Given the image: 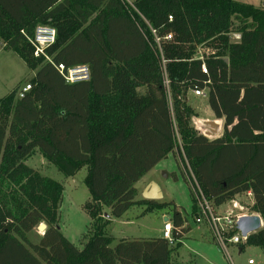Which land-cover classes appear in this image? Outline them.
Segmentation results:
<instances>
[{
  "label": "trees",
  "instance_id": "1",
  "mask_svg": "<svg viewBox=\"0 0 264 264\" xmlns=\"http://www.w3.org/2000/svg\"><path fill=\"white\" fill-rule=\"evenodd\" d=\"M38 26L55 28L57 37L35 57L29 38ZM0 43L35 72L23 98L17 87L0 99V264H176L190 231L182 212L171 202L137 200L136 188L175 153L201 192L188 188L192 214L202 196L219 208L250 193L249 213L264 222V7L236 0H0ZM203 47L208 54L199 60ZM59 65H87L90 81L68 84ZM195 89L206 91L223 121L221 137L210 140L191 124L198 114L187 97ZM36 152L67 177L87 170L84 209L92 225L81 249L58 224L62 184L25 164ZM135 205L171 209L175 244L162 236L113 246L111 218ZM42 223L47 229L34 244L29 235ZM246 245L264 251V228Z\"/></svg>",
  "mask_w": 264,
  "mask_h": 264
},
{
  "label": "rangeland",
  "instance_id": "2",
  "mask_svg": "<svg viewBox=\"0 0 264 264\" xmlns=\"http://www.w3.org/2000/svg\"><path fill=\"white\" fill-rule=\"evenodd\" d=\"M125 1L131 4L135 0ZM252 1L255 6H264V0ZM233 40L236 39L233 37ZM205 54L206 47L200 48L197 58H201ZM34 75L35 72L28 68L25 61L17 53L5 50L0 43V99L6 97L15 88L28 85ZM187 98L188 103L198 114L196 118L215 120L207 104V98L196 97L192 92L188 94ZM196 118L191 120V124L195 129ZM223 126L224 123L222 121V131L213 139L223 135ZM25 164L38 171L42 176L49 177L62 184L64 191L59 209L58 224L61 232L69 241L78 248H83L91 234L92 225V220L84 209V205L87 204L90 198L84 183L87 174L86 168L81 169L74 176L67 177L49 164L38 152L26 160ZM181 170L188 179L189 186L183 181ZM151 175H153L164 193V198L159 202L176 204L177 206H175L185 218L184 227L190 229L181 241L182 246L173 256V261L176 264H248L250 260L254 264H264V251L261 248L244 244V249L240 252L239 247L229 246L226 253L216 246L210 228L195 223L196 215L192 214L191 211L192 199L188 189L190 188L192 192H195V183L177 153L169 155L166 160L160 163L156 170L152 171ZM144 185L145 183L138 185L140 191ZM141 197L142 193L138 195L137 199H142ZM234 201L236 205H242L245 208H249L252 205V200L246 195L237 196ZM232 204L228 202L219 208H215L210 203L211 208L217 214H224L227 210L232 209L234 205ZM170 210L167 208L149 212L147 211V205H135L121 218L114 219V222L107 226L106 232L115 239L113 246L124 238L151 239L161 237L164 228L163 217L164 215L171 217L172 211L170 212ZM104 212L109 213L105 209ZM111 220L113 219L111 218ZM40 225L29 235L30 241L34 244L39 241V238L46 231L40 230Z\"/></svg>",
  "mask_w": 264,
  "mask_h": 264
},
{
  "label": "built area",
  "instance_id": "3",
  "mask_svg": "<svg viewBox=\"0 0 264 264\" xmlns=\"http://www.w3.org/2000/svg\"><path fill=\"white\" fill-rule=\"evenodd\" d=\"M172 18L170 17V20ZM154 34L156 43L161 50L162 39L157 36L156 31H152ZM57 37L56 29L50 26H38L36 27L34 34L29 38L31 45L34 47V56L40 57L45 55V50L52 45L55 44ZM234 39L239 40V35H234ZM172 34H168L164 37V40H171ZM233 39V38H232ZM162 51V50H161ZM208 54V50L206 49V54ZM205 56L198 58L199 60H204ZM48 61H51L50 58L46 57ZM59 73L63 76L65 81L68 84H78L89 82L91 78L90 69L87 65H80L73 68H66L64 65L56 66ZM202 71L204 74H207V69L205 66H202ZM31 90V85H25L21 88L19 92V98H23L28 92ZM193 95L196 97L207 98V94L205 90L195 89L192 91ZM195 186L200 192L197 183L195 182ZM201 193V192H200ZM230 203H233V207L230 210H227L224 214H217L211 208L210 203L202 196L199 200V212L197 217L195 218L196 224H204L207 223L209 228L212 230L214 240L216 245L220 250L224 252H228L229 246L239 247L243 244H246L248 238L243 237L241 233L237 230V221L242 216H251L258 214H250L249 208L244 207L242 205H236L235 201L232 200ZM236 210V211H234ZM260 216V215H259ZM237 231L232 234V232ZM163 238L166 239L171 245L175 244V240L173 239V225L169 220L167 223L164 222L163 228ZM248 264H254L252 260L248 262Z\"/></svg>",
  "mask_w": 264,
  "mask_h": 264
},
{
  "label": "water",
  "instance_id": "4",
  "mask_svg": "<svg viewBox=\"0 0 264 264\" xmlns=\"http://www.w3.org/2000/svg\"><path fill=\"white\" fill-rule=\"evenodd\" d=\"M225 61L228 62L227 59ZM195 124H196V130L208 139H213L217 137L222 131V121H221L219 131L215 135L206 134L203 131L204 129L209 128L208 126H205V125L201 126L197 124L196 121H195ZM142 199L146 201H157V202L161 201L163 199V194H162V190L160 186L157 183H154V182L151 183L146 188V190L142 193ZM168 221H169V218L164 219L165 223H167ZM236 227L243 237H247L248 235L255 234L258 231L262 230L264 228V222L261 216L259 215L242 216L237 221ZM39 229L45 231L47 229V226L42 223Z\"/></svg>",
  "mask_w": 264,
  "mask_h": 264
},
{
  "label": "crops",
  "instance_id": "5",
  "mask_svg": "<svg viewBox=\"0 0 264 264\" xmlns=\"http://www.w3.org/2000/svg\"><path fill=\"white\" fill-rule=\"evenodd\" d=\"M236 1H239V2H242V3H247V4H252V5H254L253 4V1L252 0H236ZM135 2V1H134ZM133 2V3H134ZM133 3H131L130 5H132ZM255 6V5H254ZM257 7H260V6H257ZM262 7H264V6H262ZM212 113V112H211ZM213 114V113H212ZM214 116V115H213ZM201 119H203V118H201ZM206 120H213V119H206ZM160 165V164H159ZM158 165V166H159ZM157 166V167H158ZM157 167H155L152 171H154V170H156V168ZM152 171L150 172V173H148L145 177H143L137 184H136V188H137V190H138V195L139 194H141V193H143L145 190H146V188L151 184V183H157V181L155 180V178L153 177V175H151V173H152ZM140 183H145V185H144V187H143V189L140 191V189H139V187H138V185L140 184ZM158 184V183H157ZM162 190V189H161ZM162 194H163V198H164V193H163V190H162ZM246 196H248V197H250V199L252 200V196H251V194L250 193H248ZM142 198V197H141ZM137 200H143V199H137ZM176 205V204H175ZM177 206V205H176ZM197 217V216H196ZM165 218H169V220H170V217H168L167 215H164V217H163V219H165ZM112 223L114 222V219L111 221ZM163 225H164V223H163ZM202 226H206L207 228H209V226L207 225V223H204V224H201ZM163 236V235H162ZM161 236V237H162ZM185 236V235H184ZM157 238H160V237H157ZM184 238V237H183ZM124 239H127V238H124ZM152 239V238H151ZM129 240H134V238H129ZM183 240V239H182ZM181 240V241H182ZM216 244V243H215ZM181 246H182V243H181ZM217 246V245H216ZM212 247H213V245H212ZM218 247V246H217ZM219 248V247H218ZM240 249V248H239ZM240 252H242V250L240 249L239 250ZM208 253H209V250H208Z\"/></svg>",
  "mask_w": 264,
  "mask_h": 264
},
{
  "label": "bare ground",
  "instance_id": "6",
  "mask_svg": "<svg viewBox=\"0 0 264 264\" xmlns=\"http://www.w3.org/2000/svg\"><path fill=\"white\" fill-rule=\"evenodd\" d=\"M195 121L197 122V124L203 126H208L209 128L204 129L203 131L206 134H211V135H215L220 128L221 125V120L215 119V120H206V119H201V118H196Z\"/></svg>",
  "mask_w": 264,
  "mask_h": 264
}]
</instances>
